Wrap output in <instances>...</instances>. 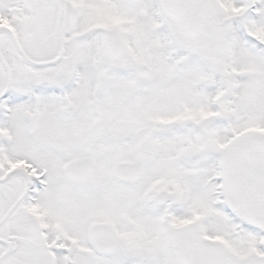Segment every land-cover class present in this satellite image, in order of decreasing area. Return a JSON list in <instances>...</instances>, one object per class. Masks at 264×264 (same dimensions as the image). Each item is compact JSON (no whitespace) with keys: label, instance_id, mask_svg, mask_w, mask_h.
Instances as JSON below:
<instances>
[{"label":"snow or ice","instance_id":"6c2138e0","mask_svg":"<svg viewBox=\"0 0 264 264\" xmlns=\"http://www.w3.org/2000/svg\"><path fill=\"white\" fill-rule=\"evenodd\" d=\"M0 264H264V0H0Z\"/></svg>","mask_w":264,"mask_h":264}]
</instances>
